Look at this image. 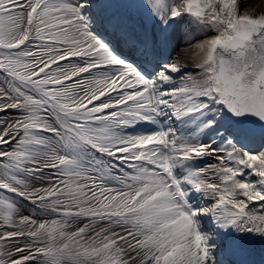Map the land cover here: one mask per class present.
<instances>
[{
	"label": "snow or ice",
	"instance_id": "obj_1",
	"mask_svg": "<svg viewBox=\"0 0 264 264\" xmlns=\"http://www.w3.org/2000/svg\"><path fill=\"white\" fill-rule=\"evenodd\" d=\"M0 264H264V0H0Z\"/></svg>",
	"mask_w": 264,
	"mask_h": 264
},
{
	"label": "bare ground",
	"instance_id": "obj_2",
	"mask_svg": "<svg viewBox=\"0 0 264 264\" xmlns=\"http://www.w3.org/2000/svg\"><path fill=\"white\" fill-rule=\"evenodd\" d=\"M256 255H255V259L257 260V261H259V259H260V252H259V249H260V245L259 244H257L256 246Z\"/></svg>",
	"mask_w": 264,
	"mask_h": 264
}]
</instances>
